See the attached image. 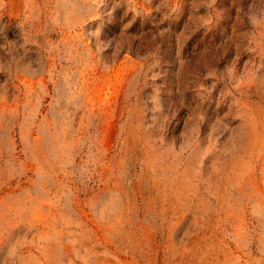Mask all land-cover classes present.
Returning a JSON list of instances; mask_svg holds the SVG:
<instances>
[{"label":"rangeland","instance_id":"1","mask_svg":"<svg viewBox=\"0 0 264 264\" xmlns=\"http://www.w3.org/2000/svg\"><path fill=\"white\" fill-rule=\"evenodd\" d=\"M0 264H264V0H0Z\"/></svg>","mask_w":264,"mask_h":264}]
</instances>
